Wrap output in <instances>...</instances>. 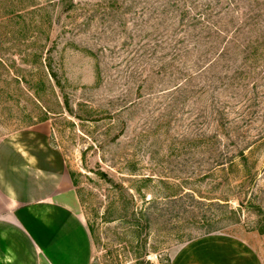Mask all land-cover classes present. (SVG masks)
I'll use <instances>...</instances> for the list:
<instances>
[{
	"label": "rangeland",
	"instance_id": "rangeland-1",
	"mask_svg": "<svg viewBox=\"0 0 264 264\" xmlns=\"http://www.w3.org/2000/svg\"><path fill=\"white\" fill-rule=\"evenodd\" d=\"M137 3L0 0V137L43 122L52 127L53 141L73 177L78 210L93 229L92 264H171L184 246L208 236L195 233L188 241L183 209L174 207L169 196L179 193L185 179L209 174L216 155L225 162L234 156L238 168L228 166L225 175L217 170L193 187L207 199H229V206L238 210L236 216L227 209L225 214L217 211L230 219L223 230L209 235L228 236L240 243L237 249L250 257L249 264H264V234L257 230L260 219L251 210L240 209L244 197L227 188V182L236 186L245 175L244 162L238 158L242 149L248 157L245 167L259 173V185L264 187V117L239 125L246 132L243 137L220 134L212 147L204 149L201 131L187 114L189 107L156 133L161 106L150 102L148 92L139 96L130 69L135 70V49L132 45L123 50L126 35L119 30L123 24L149 22L137 15L143 7ZM48 58L53 60L52 70L65 77V90L49 81ZM18 78L33 89L21 86ZM63 95L70 99L73 112L60 102L63 114L43 120V105L59 110L58 98ZM100 172L114 184L100 179ZM112 201L117 213L109 216ZM141 213L143 220L149 215L151 220L145 243L146 233L138 236L135 223L141 222Z\"/></svg>",
	"mask_w": 264,
	"mask_h": 264
},
{
	"label": "trees",
	"instance_id": "trees-1",
	"mask_svg": "<svg viewBox=\"0 0 264 264\" xmlns=\"http://www.w3.org/2000/svg\"><path fill=\"white\" fill-rule=\"evenodd\" d=\"M129 1L137 3V0ZM137 4L143 6L137 15L149 22L134 27L123 24L119 30L121 36L126 35L123 50L128 51L132 45L135 49V70L127 62V71L129 68L134 71L139 96L143 91L148 92L150 102L161 106L156 133L172 120L179 119L189 107L191 112L187 114L195 125L193 127L201 131L199 139L203 149L212 147L210 144L220 134L243 137L246 132L239 125L251 124L255 118L264 117V0H140ZM52 61V58L45 61L49 81L65 90V77L52 70ZM17 80L21 86L30 84L21 78ZM35 96L41 102L40 97ZM58 99L59 110L52 111L43 105V120L47 121L50 114L62 115L60 110L64 107L70 114L73 112L67 96ZM241 151L238 158L244 162L245 175L236 186L227 182V188L237 190L244 197L239 201L240 209L246 208L256 214L260 219L257 230L264 234L261 176L245 167L248 157L243 152L245 149ZM216 156L218 159L209 174L185 179L179 193L169 196L174 207L183 209L188 241L194 239L195 233L209 235L226 227L224 223L230 218L219 216L217 211L225 214L227 209L231 216L238 213L229 206V199L210 200L200 196L201 193L193 187L194 183L205 181L217 170L225 175L228 166L238 168L236 157L225 162L219 160L220 154ZM99 177L114 184L105 172H100ZM121 188L134 202L130 192ZM111 203L112 208L107 212L109 216L117 213L113 212L115 203ZM143 217L141 213L143 224L138 219L135 223L140 229L138 236L146 233L142 240L145 243L151 220L150 215L145 220Z\"/></svg>",
	"mask_w": 264,
	"mask_h": 264
},
{
	"label": "crops",
	"instance_id": "crops-1",
	"mask_svg": "<svg viewBox=\"0 0 264 264\" xmlns=\"http://www.w3.org/2000/svg\"><path fill=\"white\" fill-rule=\"evenodd\" d=\"M78 208L48 122L0 137V264H92L93 241ZM224 236L190 242L171 264H249L240 243Z\"/></svg>",
	"mask_w": 264,
	"mask_h": 264
}]
</instances>
